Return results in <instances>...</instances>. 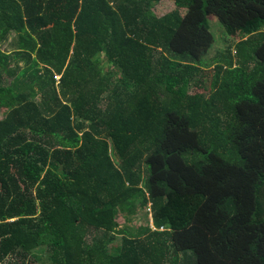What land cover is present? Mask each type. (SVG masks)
Here are the masks:
<instances>
[{"label":"trees","instance_id":"1","mask_svg":"<svg viewBox=\"0 0 264 264\" xmlns=\"http://www.w3.org/2000/svg\"><path fill=\"white\" fill-rule=\"evenodd\" d=\"M162 1L0 0V264H264V0Z\"/></svg>","mask_w":264,"mask_h":264},{"label":"rangeland","instance_id":"2","mask_svg":"<svg viewBox=\"0 0 264 264\" xmlns=\"http://www.w3.org/2000/svg\"><path fill=\"white\" fill-rule=\"evenodd\" d=\"M173 9V3L168 0H163L155 9L154 13L161 17L167 13H169ZM210 21H215L213 18H211ZM216 22V21H215ZM217 23V22H216ZM214 23V24H216ZM213 24V23H212ZM213 31H215L216 35L219 37V42L216 44L215 49L217 51L226 52L227 49H229L230 52L233 53L234 48L231 46V42L234 41L235 43H238L242 40L240 37H236L234 39H226L224 36H221V32L223 31L220 25L217 23L216 26L212 25ZM222 31H220V30ZM212 32V31H211ZM224 33V32H223ZM213 34V33H212ZM214 36V35H213ZM9 39V42L12 40ZM215 38V37H214ZM231 46V47H230ZM104 65V64H103ZM4 100L0 99V120L4 118L5 113L7 112L6 108H4ZM118 223L120 225V229H129L130 231L135 230L139 227H145V226H152V218L149 213V210L140 211L136 216L134 217H124L120 216L118 218ZM121 244V238L119 237L117 240V245ZM42 262H36V264H41Z\"/></svg>","mask_w":264,"mask_h":264},{"label":"built area","instance_id":"3","mask_svg":"<svg viewBox=\"0 0 264 264\" xmlns=\"http://www.w3.org/2000/svg\"><path fill=\"white\" fill-rule=\"evenodd\" d=\"M56 79L59 81V79H60V78H59V77H57Z\"/></svg>","mask_w":264,"mask_h":264}]
</instances>
